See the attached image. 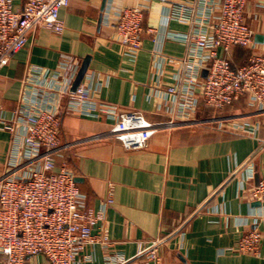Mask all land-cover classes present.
Instances as JSON below:
<instances>
[{
    "label": "crops",
    "instance_id": "crops-1",
    "mask_svg": "<svg viewBox=\"0 0 264 264\" xmlns=\"http://www.w3.org/2000/svg\"><path fill=\"white\" fill-rule=\"evenodd\" d=\"M25 1L16 0L15 9ZM103 1L71 0L60 11L64 31L39 30L0 71V175L34 168L23 157L21 133L2 129L20 106L30 68L55 72L62 62L82 66L90 57L82 86L93 94L98 115L71 111L63 100L56 162L76 175L85 209L103 212L94 233L107 229L110 245L89 246L78 263L87 255L92 264H106L107 256L139 264L140 246L160 240L163 264H264V202L251 196L264 176V113L246 98L223 111L203 102L186 111L184 92L166 96L189 74L205 77L197 61L206 51L180 37L211 24L218 0H107L102 10ZM136 5L146 6L144 34L141 51L131 58L116 40L114 21L119 10ZM245 17L254 41L264 36V0H248ZM256 44L264 51V43ZM249 56L237 47L228 57L242 66ZM101 106L176 125L160 130L147 148L130 151L109 135L115 121ZM254 229L262 235L259 253L240 252L242 238ZM27 264L48 261L39 255Z\"/></svg>",
    "mask_w": 264,
    "mask_h": 264
},
{
    "label": "built area",
    "instance_id": "built-area-1",
    "mask_svg": "<svg viewBox=\"0 0 264 264\" xmlns=\"http://www.w3.org/2000/svg\"><path fill=\"white\" fill-rule=\"evenodd\" d=\"M15 1L0 0V71L39 30L62 33L65 27L60 11L71 2L26 0L17 10ZM247 2L218 0L217 15L211 24L190 37H180L206 51L197 61V72L206 71L204 78L197 73L189 74L179 80V85L167 89L166 96L172 98L181 91L186 94V111L195 110L201 102L223 111L246 98L250 107L264 113V51L255 43L247 24ZM145 11L146 6L136 5L119 10L115 16L116 40L131 58H136L142 49ZM173 17L179 19L177 15ZM237 47L250 51L247 63L242 66H235L228 57ZM80 68L76 60L62 62L55 72L30 68L23 81L20 106L11 120L2 124L6 131L21 133L23 157L34 168L21 175L12 171L0 175V264H27L39 255L48 264H79L78 259L89 246L100 244L107 249L110 245L107 229L94 233L103 221V212L85 209L76 175L66 166L59 168L56 162L61 148L63 100H68L71 111L98 115L89 89L81 84L76 93L71 92ZM99 111L115 121L109 135L130 151L147 148L160 130L176 125L173 121L152 123L139 112H119L112 106H101ZM251 196L254 201L264 202V176L251 189ZM113 203L112 199L108 201ZM261 236L257 229L245 234L239 251L259 253ZM160 244L156 240L140 246L138 263L163 264ZM83 259L84 264H92L91 256ZM129 261L124 256L106 258V264Z\"/></svg>",
    "mask_w": 264,
    "mask_h": 264
},
{
    "label": "water",
    "instance_id": "water-1",
    "mask_svg": "<svg viewBox=\"0 0 264 264\" xmlns=\"http://www.w3.org/2000/svg\"><path fill=\"white\" fill-rule=\"evenodd\" d=\"M106 3H107V0H104L103 1V6H102V10L105 9L106 7ZM255 42L256 43H259V44H263L264 43V36H261V35H256L255 36ZM90 61H91V58L90 57H87L84 61H83V64L80 68V71L74 81V84L72 86V89H71V92L72 93H76L77 90L79 89V87L81 86L83 80L85 79L86 77V74L89 70V67H90ZM206 76V72L204 74ZM77 182H79V180L77 179Z\"/></svg>",
    "mask_w": 264,
    "mask_h": 264
}]
</instances>
